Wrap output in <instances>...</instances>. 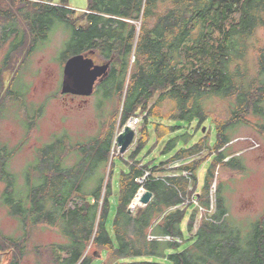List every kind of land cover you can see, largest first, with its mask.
Returning a JSON list of instances; mask_svg holds the SVG:
<instances>
[{
    "label": "trees",
    "instance_id": "16d2710c",
    "mask_svg": "<svg viewBox=\"0 0 264 264\" xmlns=\"http://www.w3.org/2000/svg\"><path fill=\"white\" fill-rule=\"evenodd\" d=\"M6 3L20 4L0 14L7 19L4 41L16 34L8 55L33 34L42 47L52 29L62 27L69 32L63 63L76 53L110 61L97 86L105 88V96L117 90L114 126L140 118L133 146L118 156V170L111 157L114 127L109 136L73 144L56 137L38 149L24 180L18 179L24 194L8 166L14 150L0 142V205L26 233L28 226L58 227L66 241L51 245V264H92L96 253H105L103 264H264V213L242 238L229 220L220 183L214 211L208 213L217 167L243 168L228 152L233 128L248 123L249 116L264 117V38L253 42L260 30L264 37V0H88L77 16L66 3L53 0ZM214 99L226 102L217 115L209 108ZM34 118L28 114L24 125ZM206 121L213 126V141L206 133L193 142ZM160 143L159 156L147 158ZM205 151L213 160L186 222L194 239L179 251L184 240H191L183 238L187 208L181 205L196 189L203 157L176 166L174 173L163 165ZM140 187L153 195L129 212ZM199 204L205 212L195 228ZM0 239L12 248L8 264H19L25 254L19 238L0 231Z\"/></svg>",
    "mask_w": 264,
    "mask_h": 264
},
{
    "label": "rangeland",
    "instance_id": "374dc122",
    "mask_svg": "<svg viewBox=\"0 0 264 264\" xmlns=\"http://www.w3.org/2000/svg\"><path fill=\"white\" fill-rule=\"evenodd\" d=\"M6 2L7 0H0V8L3 11L13 10L15 6H20V4L13 5ZM53 2L56 4L66 3L68 7L75 10V16L83 13L88 7V0H53ZM78 23L81 21L79 20ZM68 37V31L62 27H54L44 45L40 48L36 47L30 55L25 54L29 36L26 38V45L9 55L7 54L8 44L6 42L0 44V67L6 66L2 73L3 86H7L14 74L17 75V72L20 73L25 85L22 86L25 93L21 100L15 102L7 96L4 97L3 94L0 95V107L4 110V115L0 116V142L14 150L8 166L15 175L17 183L18 179L20 182L24 180L27 166L35 163L38 149L47 143H51L56 137H66L68 142L73 144L87 141L99 134L103 137L109 136L113 127L116 134L121 130L118 123L115 126L113 124V114L118 102V93L115 88L110 95L105 96V88H99L97 85L100 82H98L94 92L88 97L60 93L64 65L62 48ZM261 38H264L262 30L253 38V42H257ZM22 81L19 82L22 83ZM84 98L85 100H83ZM225 104L226 102L223 100L214 99L209 103V108L217 115L221 113ZM33 111L35 118L33 123L27 127L23 121H25L28 113L33 114ZM135 118L140 119L134 117L130 122H134L137 135ZM249 119L248 123L233 128V140L228 147V152L238 158L243 168L241 171H237L235 168L217 167L215 179L210 188V210L208 211L209 214L214 211L216 184L220 183L229 220L240 231L242 238L251 230L254 221L264 213V128L255 125L264 126V117L249 116ZM206 133H209L212 142L215 134L210 121H206L201 129L193 135L192 141H197ZM161 145L162 143L147 158L159 156ZM132 146L133 143L129 149ZM111 154L118 170L122 164L118 156L124 154L119 153L116 144ZM200 156L203 157V161L197 170L196 189L193 195L181 205V207L187 208V215L181 224L183 238L191 237V240H184L178 248L179 251L194 239L191 235L194 230L192 233H188L186 222L190 211L194 208L193 205L197 202L196 194L202 191L204 174L214 155L213 153L207 154L205 151L195 157L179 160L183 165ZM69 159L71 163L73 158L70 157ZM176 162L178 161L170 160L165 162L163 166L166 171L174 173L173 169L176 167L171 166L175 165ZM117 178L118 172L116 171L113 177L115 184ZM94 179L89 181L90 185L94 183ZM23 184L18 186L20 194H24L26 191ZM2 188L3 183L0 182V190ZM204 212L205 210L199 204L195 226L198 225V221ZM26 230L28 233L24 232L20 220L9 215L7 208L0 205L1 233L19 238L20 243L25 246V254L20 258L19 264H51V245L66 241L58 227L37 225L31 228L28 226ZM3 239L5 240V238ZM3 239H0V244L5 245L6 250L12 249L9 248L8 242L1 241ZM92 251L93 249H89L90 253ZM104 257L105 253L101 257H95L92 264H103ZM135 259L145 258L138 257Z\"/></svg>",
    "mask_w": 264,
    "mask_h": 264
},
{
    "label": "water",
    "instance_id": "95a60500",
    "mask_svg": "<svg viewBox=\"0 0 264 264\" xmlns=\"http://www.w3.org/2000/svg\"><path fill=\"white\" fill-rule=\"evenodd\" d=\"M109 67L110 61L95 63L89 53L71 55L64 61L60 93L90 96L94 92L96 84L108 74ZM131 119L127 120L114 137V142L120 154H124L129 149L136 136L135 125L130 123ZM152 195L150 191L137 194L135 197L137 198V203H134V198L129 205L128 211H133L135 204L140 206L146 205ZM2 254L0 252V259ZM96 256L100 257V254L96 253Z\"/></svg>",
    "mask_w": 264,
    "mask_h": 264
},
{
    "label": "flooded vegetation",
    "instance_id": "af4514ba",
    "mask_svg": "<svg viewBox=\"0 0 264 264\" xmlns=\"http://www.w3.org/2000/svg\"><path fill=\"white\" fill-rule=\"evenodd\" d=\"M17 7H19V6H17ZM4 12L5 11H3V10L0 11L1 14H3ZM0 19H2V22H0V44L3 43V42L4 43L6 42L8 44V46H9V48H10V46H11V40H12L13 37H15L16 34H13L8 40L4 41V33L6 31L4 25L7 22V19L4 18V17H2V16H1ZM8 22L11 23V22H13V20L11 18H9L8 19ZM12 26H8V28H7L8 31H11ZM26 44H27V40H25L24 45H26ZM36 47H37V43H36V37H35V35L34 34L33 35H29L28 47L26 49L25 54L26 55H28V54L30 55L32 53V51ZM9 48H8V50H9ZM95 63H102V62H96L95 61ZM4 69L5 68H3V67L1 68L0 67V81H1L0 82V95L3 94L4 97L7 96V97H9L10 99H12L15 102L17 100H21V98L24 95L25 91H23V88H22L23 81H22V78H21L20 73L18 74V72H17V75L14 74V76L12 77V80L9 82V84L4 87L3 86V83H2V73H3ZM20 80L22 81V83L19 82ZM101 81H99V82H101ZM78 96H80V95H78ZM82 97H88V96H82ZM83 100H85V98ZM3 111H4L3 108L0 107V116L4 115L3 114ZM33 113H34V111H33ZM28 114H30V113H28ZM54 244H56V243H54ZM0 252L3 253L2 256H1V259H0V264H8L9 260L11 259L12 252L10 250H0Z\"/></svg>",
    "mask_w": 264,
    "mask_h": 264
},
{
    "label": "built area",
    "instance_id": "2783aa9c",
    "mask_svg": "<svg viewBox=\"0 0 264 264\" xmlns=\"http://www.w3.org/2000/svg\"><path fill=\"white\" fill-rule=\"evenodd\" d=\"M137 121H138V119L137 118H135V123H137ZM135 125V124H134ZM178 162H176V164L175 165H173V166H171V167H176V166H178V165H180V164H182V162H180L179 160H177ZM183 173H185V171L183 172ZM148 175V172H146L145 174H144V176L143 177H141V178H139L138 180L139 181H144V179H145V177ZM145 190L141 187L140 189H139V191L137 192V194H141L142 192H144ZM137 194H136V196H137ZM210 195H211V189H210ZM135 196V197H136ZM185 203V202H184ZM183 203V204H184ZM195 204H197V202H195ZM195 228H196V226H195ZM166 238L167 239H170L168 236H166Z\"/></svg>",
    "mask_w": 264,
    "mask_h": 264
},
{
    "label": "bare ground",
    "instance_id": "6f19581e",
    "mask_svg": "<svg viewBox=\"0 0 264 264\" xmlns=\"http://www.w3.org/2000/svg\"><path fill=\"white\" fill-rule=\"evenodd\" d=\"M131 124H134L133 121L130 122ZM141 188V187H140ZM139 191V190H138ZM134 203H137V199H135Z\"/></svg>",
    "mask_w": 264,
    "mask_h": 264
}]
</instances>
